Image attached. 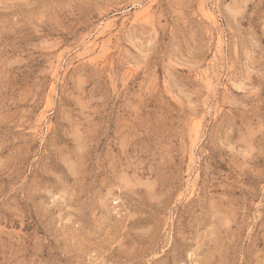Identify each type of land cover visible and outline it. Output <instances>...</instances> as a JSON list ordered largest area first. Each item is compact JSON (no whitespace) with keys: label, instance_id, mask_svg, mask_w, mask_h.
Segmentation results:
<instances>
[{"label":"rangeland","instance_id":"obj_1","mask_svg":"<svg viewBox=\"0 0 264 264\" xmlns=\"http://www.w3.org/2000/svg\"><path fill=\"white\" fill-rule=\"evenodd\" d=\"M0 264H264V0H0Z\"/></svg>","mask_w":264,"mask_h":264}]
</instances>
